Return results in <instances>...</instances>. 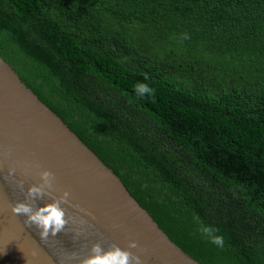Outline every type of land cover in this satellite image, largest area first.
Instances as JSON below:
<instances>
[{"label": "trees", "instance_id": "trees-1", "mask_svg": "<svg viewBox=\"0 0 264 264\" xmlns=\"http://www.w3.org/2000/svg\"><path fill=\"white\" fill-rule=\"evenodd\" d=\"M0 57L194 261L264 264V0H0Z\"/></svg>", "mask_w": 264, "mask_h": 264}, {"label": "water", "instance_id": "water-1", "mask_svg": "<svg viewBox=\"0 0 264 264\" xmlns=\"http://www.w3.org/2000/svg\"><path fill=\"white\" fill-rule=\"evenodd\" d=\"M54 174L50 196L70 193L65 230L41 240L11 206ZM24 182V191L19 189ZM52 203L35 200L37 208ZM127 248L144 264H198L172 242L109 169L0 57V264H80L91 245Z\"/></svg>", "mask_w": 264, "mask_h": 264}, {"label": "clouds", "instance_id": "clouds-1", "mask_svg": "<svg viewBox=\"0 0 264 264\" xmlns=\"http://www.w3.org/2000/svg\"><path fill=\"white\" fill-rule=\"evenodd\" d=\"M134 94L138 99L154 97L155 89L147 83L140 82L135 85ZM40 180L39 185L33 184L28 188L24 201L15 202L11 206V212L15 216H26L25 225L35 226L39 230L38 235L41 240H46L49 236L55 237L57 233L65 230L68 219L66 218V209L62 205L69 203L70 193L64 191L59 197L50 196L54 181V174L51 171H42ZM18 186L21 191H24L23 181H19ZM44 196H49L52 203L37 208L35 200ZM192 219L197 225L198 232L206 237L211 244L221 249L225 246V238L219 234L218 229L205 224L199 216L194 215ZM130 249H138L135 241H130L125 249L116 244H111L105 249L102 243L97 241L91 245L89 255L81 259L80 264H144L141 257Z\"/></svg>", "mask_w": 264, "mask_h": 264}]
</instances>
